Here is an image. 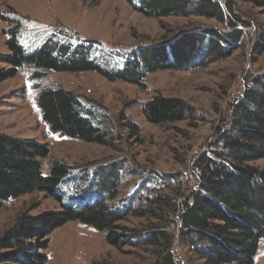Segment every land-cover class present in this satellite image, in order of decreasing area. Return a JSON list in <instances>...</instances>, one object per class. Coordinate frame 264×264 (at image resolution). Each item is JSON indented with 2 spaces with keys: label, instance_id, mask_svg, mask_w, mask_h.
Returning a JSON list of instances; mask_svg holds the SVG:
<instances>
[{
  "label": "rangeland",
  "instance_id": "1",
  "mask_svg": "<svg viewBox=\"0 0 264 264\" xmlns=\"http://www.w3.org/2000/svg\"><path fill=\"white\" fill-rule=\"evenodd\" d=\"M143 1L0 0V55L9 53L6 42L15 21H19V40L27 53L35 52L43 43L59 41L70 44L74 51L86 48L92 61L112 73L123 71L142 49L172 46L195 30L229 35L233 31L231 17L244 23L236 25L243 36L227 56L206 61L205 65L146 73L142 85L110 80L98 71H48L44 77L33 79L30 68L0 83V134L47 145L51 156L43 160L45 174L53 160L72 166V175L58 187L65 203L75 201L84 172H89L92 179L101 167L120 166L117 191L109 203L134 209L133 215L120 223L129 230L118 247L106 240L104 232L79 220L52 230L47 236L48 247L39 250L47 255L46 264L163 262L154 246L127 238L131 233L145 235L147 224L157 222L158 218L144 213L150 210L154 214L153 209H147L146 201L156 194L177 199L180 192L195 185L193 166L198 155L216 138L218 126H225L231 105L249 82L247 78L264 72V7L247 0H217L234 2L237 15L226 11L227 19L221 23L192 13L145 14L138 10L144 6ZM5 66L0 63V67ZM57 87L79 96L83 116L106 133L105 144L52 132L43 119L37 96L42 88ZM159 94L184 100L193 108L194 116L165 126L149 122L144 105ZM249 163L264 172V158ZM81 198L85 201L84 196ZM59 207L58 201L43 192L0 200V237L24 215L36 216ZM170 220L163 218L161 224L178 235ZM172 252L177 264H201L180 240H174ZM253 264H264V238Z\"/></svg>",
  "mask_w": 264,
  "mask_h": 264
},
{
  "label": "trees",
  "instance_id": "2",
  "mask_svg": "<svg viewBox=\"0 0 264 264\" xmlns=\"http://www.w3.org/2000/svg\"><path fill=\"white\" fill-rule=\"evenodd\" d=\"M247 1L264 7V0ZM143 2L144 6L138 10L157 16L192 13L221 23L227 19L226 11L237 17L234 2L230 1L224 4L217 0ZM233 19L229 23L233 27L229 35L214 30L185 33L172 46L138 51L118 73L100 68L90 59L86 48L74 51L70 44L59 41L43 43L35 52L27 53L19 40L21 22L15 21L6 42L9 53L0 55V63L7 65L0 67V83L30 68L34 71L33 79L44 77L48 71H98L110 80L142 85L146 73L205 65L206 61L227 56L235 47L232 45L243 36V31L236 26L244 24L243 20L238 18L234 22ZM247 80L243 92L231 105L225 126H218L216 138L194 162L195 185L180 192L177 199L169 194L148 198L145 205L154 214L150 210L144 213L149 218H158L157 222L147 224L145 235L131 233L127 237L154 246L163 259L160 264H177L172 252L175 239L183 242L201 264H253L255 261L264 238V172L249 162L264 158V72ZM37 104L52 132L83 142L106 143V133L83 116V104L72 91L61 87L42 88ZM143 109L147 120L159 126L194 116L193 108L184 100L161 94L148 101ZM50 156L47 145L0 134V200L43 192L60 204L56 210L36 216L24 215L12 230L0 237V264H46L47 255L39 250L48 247L47 236L52 230L69 221L92 225L104 232L114 247L121 244L129 230L120 223L133 215L134 209L109 203L117 191L120 166L99 168L93 180L89 172H84L75 201L67 204L58 187L72 175V166L53 160L45 174L43 160ZM163 218L173 221L178 235L166 230L161 224Z\"/></svg>",
  "mask_w": 264,
  "mask_h": 264
}]
</instances>
